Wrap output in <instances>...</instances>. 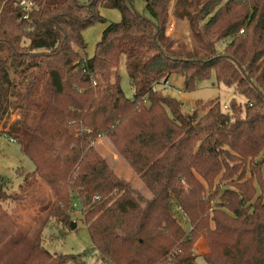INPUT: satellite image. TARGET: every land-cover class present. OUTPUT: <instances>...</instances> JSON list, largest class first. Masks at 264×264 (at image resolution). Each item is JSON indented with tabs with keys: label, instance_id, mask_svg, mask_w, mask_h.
I'll list each match as a JSON object with an SVG mask.
<instances>
[{
	"label": "trees",
	"instance_id": "1",
	"mask_svg": "<svg viewBox=\"0 0 264 264\" xmlns=\"http://www.w3.org/2000/svg\"><path fill=\"white\" fill-rule=\"evenodd\" d=\"M28 1L24 18L15 0H0V129L34 164L22 184L39 178L51 192L45 225L70 227L76 201L99 264H197L199 238L206 264H264V0H175L173 16L198 42L191 49L165 34L170 0H145L148 16L132 0ZM98 5L121 19L84 57L82 30L104 21ZM121 58L132 98L119 84ZM212 71L243 108L231 99L223 111L214 98L204 113L198 100L184 110L164 92L171 73L193 90ZM101 137L148 197L99 154ZM4 183L0 175V201ZM0 264L85 261L51 253L0 205Z\"/></svg>",
	"mask_w": 264,
	"mask_h": 264
},
{
	"label": "rangeland",
	"instance_id": "2",
	"mask_svg": "<svg viewBox=\"0 0 264 264\" xmlns=\"http://www.w3.org/2000/svg\"><path fill=\"white\" fill-rule=\"evenodd\" d=\"M78 1L84 4L88 0ZM174 1L170 0L168 5L165 34L175 43L183 44L185 49L197 47L198 42L191 34L187 19L173 16L172 8ZM225 1L222 0L220 5ZM132 5L139 13L148 16V11L145 8V0H132ZM97 9L104 21H94L82 30V37L85 44L83 51L84 57L92 56L103 29L109 23L118 22L121 19V13L117 8L98 5ZM239 32H242V29ZM227 42L228 39H224L218 43L217 47L222 50ZM118 74L119 84L124 95L132 98L133 91L129 84L123 58H121L118 65ZM164 92L182 101L184 110L197 106L199 107V113H204V109L206 110V108H203L205 103L214 98H217L223 111L228 110L231 99H234L235 103L241 105L242 108L245 102L244 96L236 92L234 86L216 82L213 71L209 77L196 81L193 90H185L183 88V77L178 73H171L164 86ZM196 100L200 102L199 105L195 106ZM16 117L17 114L15 112L10 113V119ZM94 147L105 158L109 166L118 176L129 181L131 186L143 196L148 197L150 195L145 184L125 159L116 151L108 138L101 137L97 139ZM33 169L34 164L21 151L20 143L12 140L9 135L0 129V175L5 180L3 189L9 195L8 198L0 201L2 208L11 214L18 223L19 228L29 233L30 236L40 231L42 245L51 253L56 255L64 253L78 254L85 261V264H99V260H97L98 254L92 247L83 215L79 212L71 213V218L75 222V227L73 228L62 227L60 225L59 228H56L50 221L45 225L46 210L44 206L49 205L51 200V192L48 186L39 178H35L30 183L27 181L26 184H22L25 173L31 172ZM197 254V264H206L203 258Z\"/></svg>",
	"mask_w": 264,
	"mask_h": 264
},
{
	"label": "built area",
	"instance_id": "3",
	"mask_svg": "<svg viewBox=\"0 0 264 264\" xmlns=\"http://www.w3.org/2000/svg\"><path fill=\"white\" fill-rule=\"evenodd\" d=\"M16 1V5L20 8V10L23 13V17H27L29 10H31L34 7V3L28 0H15ZM167 83V82H166ZM166 83L164 84V86L166 85ZM77 202L73 201L72 203V210L73 212H76L77 209Z\"/></svg>",
	"mask_w": 264,
	"mask_h": 264
},
{
	"label": "crops",
	"instance_id": "4",
	"mask_svg": "<svg viewBox=\"0 0 264 264\" xmlns=\"http://www.w3.org/2000/svg\"><path fill=\"white\" fill-rule=\"evenodd\" d=\"M207 250L208 248H207L205 241L203 240V238H199L195 243L193 253H196V254L198 253L200 257L202 258V254L207 252Z\"/></svg>",
	"mask_w": 264,
	"mask_h": 264
},
{
	"label": "water",
	"instance_id": "5",
	"mask_svg": "<svg viewBox=\"0 0 264 264\" xmlns=\"http://www.w3.org/2000/svg\"><path fill=\"white\" fill-rule=\"evenodd\" d=\"M70 227L73 228L75 227V222L72 220L71 223H70Z\"/></svg>",
	"mask_w": 264,
	"mask_h": 264
}]
</instances>
